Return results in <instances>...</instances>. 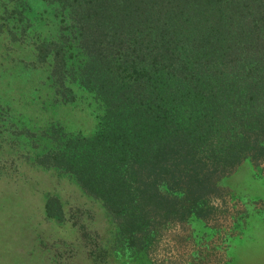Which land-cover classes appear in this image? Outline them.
<instances>
[{"label": "trees", "instance_id": "16d2710c", "mask_svg": "<svg viewBox=\"0 0 264 264\" xmlns=\"http://www.w3.org/2000/svg\"><path fill=\"white\" fill-rule=\"evenodd\" d=\"M47 1L71 25L46 54L59 92L75 85L104 110L54 162L139 246L199 206L209 166L263 148L264 0Z\"/></svg>", "mask_w": 264, "mask_h": 264}, {"label": "rangeland", "instance_id": "374dc122", "mask_svg": "<svg viewBox=\"0 0 264 264\" xmlns=\"http://www.w3.org/2000/svg\"><path fill=\"white\" fill-rule=\"evenodd\" d=\"M55 7L0 0V264H264V142L232 169L209 166L199 206L139 246L57 168L55 149L93 134L104 110L75 85L59 92L46 54L71 25Z\"/></svg>", "mask_w": 264, "mask_h": 264}]
</instances>
